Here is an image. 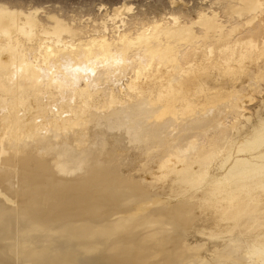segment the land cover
Returning a JSON list of instances; mask_svg holds the SVG:
<instances>
[{"label":"bare ground","instance_id":"6f19581e","mask_svg":"<svg viewBox=\"0 0 264 264\" xmlns=\"http://www.w3.org/2000/svg\"><path fill=\"white\" fill-rule=\"evenodd\" d=\"M203 2L0 0V264H264V0Z\"/></svg>","mask_w":264,"mask_h":264},{"label":"rangeland","instance_id":"374dc122","mask_svg":"<svg viewBox=\"0 0 264 264\" xmlns=\"http://www.w3.org/2000/svg\"><path fill=\"white\" fill-rule=\"evenodd\" d=\"M60 2H64L66 5H71L72 7H76L78 12L87 11V10H93L96 9V4L100 1L105 2V4H113L115 2H119L121 0H59ZM132 1V3L135 4V6L140 7H151L157 4V0H128ZM192 9L200 6L201 4H204L203 0H184ZM213 2L214 0H207V2ZM87 4H90L88 6ZM95 7V8H94ZM262 95H256L255 99L248 103L249 108H254L259 101H261Z\"/></svg>","mask_w":264,"mask_h":264}]
</instances>
